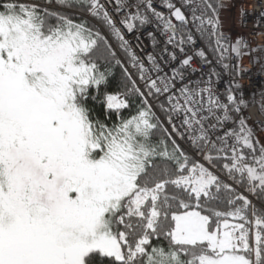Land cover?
<instances>
[{"label": "snow or ice", "instance_id": "obj_1", "mask_svg": "<svg viewBox=\"0 0 264 264\" xmlns=\"http://www.w3.org/2000/svg\"><path fill=\"white\" fill-rule=\"evenodd\" d=\"M224 6L0 0V264H264V143L240 85L222 101L186 51L246 54ZM152 25L146 65L121 28Z\"/></svg>", "mask_w": 264, "mask_h": 264}, {"label": "built area", "instance_id": "obj_2", "mask_svg": "<svg viewBox=\"0 0 264 264\" xmlns=\"http://www.w3.org/2000/svg\"><path fill=\"white\" fill-rule=\"evenodd\" d=\"M223 2L225 6L219 11L222 31L226 36H230L233 41L237 37H242L248 45L245 50L246 54L237 58L234 53L229 52V58L224 61L230 66L226 70L215 62V56L211 54V49L207 47L205 40L199 38L198 33L194 36L197 40L195 47L188 46L186 51L192 54L204 48L209 52V59L213 61L211 67L219 73L218 77H212V87L222 101L225 100L226 90L233 80L240 85L235 94L238 98L245 100L246 104L241 106L243 114L248 119L249 124L256 122L254 131L258 136L259 132L264 131V126L260 124V121H264V112L260 110L261 105L264 104V0H223ZM160 3L161 0H155L158 10L166 12V9L159 7ZM241 9L245 12L243 18L241 17ZM109 11L113 18L119 21L121 14L115 13L112 7H109ZM117 26H120L119 23ZM121 31L136 55L145 60L146 65L148 64L146 57L149 53L157 54L160 52V47L154 48L152 38L147 35L148 32H154L156 40L162 46L164 38L155 30V25L139 28V30H134L131 33L124 28H121ZM113 44L116 45L115 40H113ZM172 50V47L169 46V51ZM182 58L180 56V59ZM237 65L240 69L239 74H237ZM172 67H179V60L172 61L168 67L164 68V71L170 74ZM209 70V66L205 65L199 57H194L187 74L193 81L207 80ZM129 71L133 73L134 77L136 76L135 69L129 67ZM138 83L142 82L138 81ZM161 98L166 100V96H161ZM184 146L186 147V145ZM249 199L253 200L252 198Z\"/></svg>", "mask_w": 264, "mask_h": 264}, {"label": "trees", "instance_id": "obj_3", "mask_svg": "<svg viewBox=\"0 0 264 264\" xmlns=\"http://www.w3.org/2000/svg\"><path fill=\"white\" fill-rule=\"evenodd\" d=\"M213 3H215V0H213ZM114 77H115V79L113 80V86H115V84H116V83L122 78V73L120 72L119 69H116V70L114 71ZM160 102L163 103V102H165V100H163V99L160 97ZM153 103H154V109L157 111V115L160 116L161 119H163L164 117L162 116L160 110H159L158 108L155 107V102H153ZM178 142H180V141L178 140ZM244 194L247 195L248 198H252V199H254L253 196H252L251 194H249V193H247V192H245Z\"/></svg>", "mask_w": 264, "mask_h": 264}, {"label": "rangeland", "instance_id": "obj_4", "mask_svg": "<svg viewBox=\"0 0 264 264\" xmlns=\"http://www.w3.org/2000/svg\"><path fill=\"white\" fill-rule=\"evenodd\" d=\"M258 139H260L261 143H264V131L258 133Z\"/></svg>", "mask_w": 264, "mask_h": 264}]
</instances>
